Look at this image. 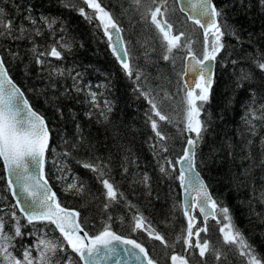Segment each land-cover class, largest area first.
<instances>
[{
  "label": "trees",
  "instance_id": "16d2710c",
  "mask_svg": "<svg viewBox=\"0 0 264 264\" xmlns=\"http://www.w3.org/2000/svg\"><path fill=\"white\" fill-rule=\"evenodd\" d=\"M97 2L122 29L133 69L131 77L119 65L102 24L84 1L0 0L5 22H12L11 35L0 29L3 33L0 34V56L9 76L51 130L44 176L57 200L79 213V222L89 235L110 223L118 235L142 243L157 264H171L174 254L184 256L189 264H248L249 257L240 254L238 244L224 242L220 228L226 222L218 210V219L206 223L196 215L194 231L206 229L199 232V240L209 242L210 250L204 257L194 247L196 232L191 238L193 247L184 242L188 225L180 204L176 161L189 135L184 131L182 98L185 92L181 78L187 49L179 47L171 54L166 52L161 34L148 14L149 6L153 10L156 7L151 0H140L139 4L134 0ZM213 2L224 10V21L236 30L239 39L232 35L222 38L225 48L216 57L210 98L201 116L208 121V131L197 147L195 165L214 200L220 207L229 209L233 224L254 249L256 259L264 264V197L261 196L264 192V70L258 67V63L264 62V3L261 0ZM165 6L164 18L173 25V34L183 32L181 45L190 41L192 50L202 58L198 51L205 46V37L200 27L187 20L175 0H166ZM80 8L91 19L81 15ZM21 26L25 29L23 33L19 31ZM211 38L209 35V43ZM64 43L70 47H63ZM53 46L61 52V58L46 54ZM40 53H45L40 56L43 64L36 62ZM166 54L168 60L163 59ZM56 68L62 69L64 75H53L52 70ZM243 74H248L249 79L242 80ZM74 83L81 89L79 92ZM90 92L97 94L99 108L91 102ZM142 92L155 97L161 114L169 120L160 121L153 115ZM165 93L169 98H165ZM105 100L112 107L107 121L100 115L106 111ZM250 109L258 118L252 119ZM149 116L157 120L158 130L167 137L161 143L169 150L165 157L175 165V171L169 168L168 175L159 170L160 164L165 163L159 148L151 147L155 132ZM246 120H252V124ZM73 144L77 146L73 148ZM66 151L71 155H62ZM84 162L106 166L105 175L99 177L97 172L84 168ZM144 173L150 177L148 186L142 183ZM104 178L123 196L109 201L101 182ZM73 180L83 183L82 194L65 190ZM13 211L19 218L21 236H14ZM137 211L164 237L167 246L150 237L144 229L133 231V216ZM0 217L5 221L4 231L14 237L13 250L17 257L43 233L64 246L63 251L51 253V257L56 256L62 264H67L70 258L77 264L78 256L52 224L28 223L19 212L2 161Z\"/></svg>",
  "mask_w": 264,
  "mask_h": 264
},
{
  "label": "snow or ice",
  "instance_id": "6c2138e0",
  "mask_svg": "<svg viewBox=\"0 0 264 264\" xmlns=\"http://www.w3.org/2000/svg\"><path fill=\"white\" fill-rule=\"evenodd\" d=\"M84 3L96 11L98 19L103 25L104 33L108 37L109 46L113 54L127 75L131 77L133 69L128 62V50L122 40V30L119 28L117 22L97 0H84ZM134 3L139 4L140 0H134ZM261 3H264V0H261ZM151 4H155L156 7L153 10L149 6L148 14L150 15L152 24L155 25L161 34V43L166 47V52L171 54L174 49L185 47L187 49V57L189 58V66L186 68L184 76H187L191 72L193 75L199 77V80L194 83V87L187 82L183 86L185 92L182 98L183 123L184 131L189 133V135L186 139L183 155L176 161V163L182 164L176 179L179 180L186 197L189 198L185 202V215L188 216L191 207L194 205L199 208L200 212L204 214L205 219H207L209 215H215L208 208V205L211 204V209L218 210L226 222L220 228V231L223 233L224 242L226 244H238L241 250L240 254L249 257L248 264H260V261L254 256V249H252L239 229L233 224L229 209L226 206L220 207L212 199L207 185L201 179L199 173L195 171L196 150L200 142H202L204 134L208 131L209 126L208 121L202 120L201 116L204 113V105L209 101L210 89L213 83L211 62L215 61L217 55L225 48L222 42V38L225 35H232L237 39H239V36L236 30L228 26L226 21H224V10L218 9L213 0H188V19L204 29L205 47L203 58L200 59L192 50L190 41L181 45V39L185 36L183 32L173 34V25L164 18L167 12L165 6L166 0H160L159 4H157V0H151ZM79 11L81 15H85L86 18L91 19L85 14L83 8H80ZM2 12L3 10L0 9V29L11 35L12 22L10 20L5 22ZM28 19L31 20V17ZM42 19L47 20V18L43 17ZM31 22L35 24L34 20H31ZM52 23H55V21L53 20ZM48 26L51 27V23ZM19 31L23 33L25 31L24 27L21 26ZM37 34H39L38 30ZM209 35L212 37L210 43ZM62 46L65 48L70 47L67 43H64ZM46 54L61 58V52L55 46ZM168 54L164 55L163 59L168 60ZM43 55L45 53H40L37 56L36 62L38 64H43V61L40 59V56ZM258 67L264 70V62L258 63ZM52 74L63 76L64 71L56 68L52 70ZM73 79L75 81L76 77H73ZM136 79H140L139 72L136 73ZM241 79H249L248 74H243ZM73 86L76 88V91L79 92L81 90L77 84L74 83ZM89 94L93 105L99 108L96 99L97 94L95 92H90ZM141 94L148 100L155 117H158L160 121L169 120L168 116L161 114L155 97H151L148 92H142ZM164 95L165 98H169L167 93ZM104 107L106 111H101L100 115L107 121V113H110L112 110L111 102L105 100ZM249 111L252 119L258 118L255 112L251 109ZM148 119L151 122V128L155 132V136L158 138L157 144L160 147V152L166 153L168 148L161 142L166 141L167 137L158 130L157 120L153 116H149ZM246 123L251 125L252 120H246ZM50 132L51 130L45 118L32 109L23 92L8 75L4 61L0 58V161L3 162V166L9 174L8 187L12 190V194L22 197V199L18 198L16 200V206H19L20 212L27 218L28 223L39 220L47 221L54 225L63 240L67 242V245L78 256L79 260L77 264H81V262L82 264H102V262L109 261L112 258H116V264H120L121 256L134 259L137 264H157V261L149 256L148 250L142 243L135 239L118 235L112 230L110 223H106L98 233L89 235L78 222L79 213L69 211L61 206L55 192L51 190L48 181L43 178L45 154L50 147ZM193 133L194 136L191 135ZM81 140H83L82 137ZM76 146V144L72 145L73 148ZM156 146L153 145L154 148ZM52 150L55 151L54 149ZM62 155L69 156L71 153L66 151ZM164 161L165 163L159 166L162 174L168 175L169 168L175 171V165L170 159L164 157ZM165 165H168V167ZM82 166L91 169L93 172H97L99 177L105 175L104 167L106 166L102 164L84 162ZM59 170L63 171V168ZM149 181L150 177L147 173H144L142 183L148 186ZM101 182L106 189V197L109 201H116L118 195L123 196V193H118V190L108 179L104 178ZM14 185L18 186L19 191H17ZM65 190L82 194L84 192V185L82 182L77 183L76 180H73L72 183L66 185ZM261 196L264 197V192L261 193ZM104 207L107 209L108 204H105ZM130 207L134 206L130 205ZM11 216L16 222L14 236H21V226L15 211L11 212ZM109 220H111V217H109ZM4 227L5 221L3 217H0V264H52L48 253L55 255L58 250L63 251L64 249L63 244L59 240L39 238L36 245L24 248L22 255L17 257L10 251V248L14 247L11 244L14 237L6 233ZM192 228L193 220L189 217L187 237L184 242L190 248L193 247L191 242V238L194 235ZM137 229H144L150 237L160 240L166 245L164 237L156 233L151 228V225L147 224L146 218L139 211L133 216V231ZM200 231H206V229L197 230L195 233L197 239L194 247L199 249V256L204 257L210 248L207 240H204L203 243L200 242ZM82 232L83 235H81ZM177 239L179 240L180 238L178 237ZM33 249L38 253L35 258L32 256ZM217 259H219V254H217ZM171 262L172 264H188V260L184 256L175 254L171 256ZM56 264H62V262H56ZM67 264H73L70 258Z\"/></svg>",
  "mask_w": 264,
  "mask_h": 264
},
{
  "label": "water",
  "instance_id": "95a60500",
  "mask_svg": "<svg viewBox=\"0 0 264 264\" xmlns=\"http://www.w3.org/2000/svg\"><path fill=\"white\" fill-rule=\"evenodd\" d=\"M176 1V4H177V6H178V9H179V11L182 13V14H184L185 15V17L188 19V16H189V11L187 10V6H188V0H175ZM182 9H184V10H182ZM160 18V17H159ZM188 21H190V22H192V23H194L192 20H190V19H188ZM195 24V23H194ZM119 26V25H118ZM199 26V25H198ZM200 27V26H199ZM120 28V27H119ZM121 29V28H120ZM200 29H201V32H202V35L204 36V29H202L201 27H200ZM121 36H122V32H121ZM122 40H123V37H122ZM123 42H124V40H123ZM125 45V44H124ZM110 50H111V52H112V49L110 48ZM113 53V52H112ZM115 56V55H114ZM0 58H1V56H0ZM115 58H116V56H115ZM128 59V58H127ZM117 60V59H116ZM118 61V60H117ZM128 62H129V60H128ZM118 63H119V65L120 66H122L121 64H120V62L118 61ZM211 64H212V79L214 80V74H215V61H212L211 62ZM5 66V65H4ZM189 66V58L186 56V59H185V61H184V70H183V75H182V80H183V82L185 83V82H187L188 84H190V85H192L193 87H194V83L196 82V81H198L199 80V77L198 76H195V75H193L191 72H189V74L187 75V76H184V73H185V71H186V68ZM6 68V67H5ZM7 70V69H6ZM7 73H8V71H7ZM9 75V74H8ZM11 78V77H10ZM12 79V78H11ZM13 81V80H12ZM14 82V81H13ZM15 83V82H14ZM16 84V83H15ZM17 85V84H16ZM17 87L21 90V88L17 85ZM22 91V90H21ZM23 92V91H22ZM23 94H24V92H23ZM24 97L26 98V96H25V94H24ZM27 99V98H26ZM28 103H29V101H28ZM30 104V103H29ZM31 105V104H30ZM32 107V106H31ZM32 109L35 111V112H37L33 107H32ZM38 113V112H37ZM39 114V113H38ZM41 115V114H40ZM185 147H186V144H185ZM184 147V148H185ZM183 155V152H182V154L180 155V157ZM45 156H46V154H45ZM179 159V158H178ZM177 159V160H178ZM3 163V162H2ZM176 165H177V168H178V170L180 171V168L182 167V164L181 163H176ZM4 171H5V176H6V180H7V183H8V180H9V174H8V172L6 171V169L4 168ZM195 171L196 172H198L199 173V175H200V177H201V179L204 181V183L207 185V183H206V181L204 180V178L202 177V175L200 174V172L197 170V168H196V165H195ZM43 178L44 179H46L45 178V176H44V165H43ZM14 179V178H13ZM47 180V179H46ZM48 181V180H47ZM48 184L50 185V183L48 182ZM14 187H16V189H17V191H19V189H18V186H15L14 185ZM50 187H51V185H50ZM207 189H208V192L211 194V192H210V189H209V187H208V185H207ZM51 190L54 192V190H53V188L51 187ZM10 191H11V195H12V197H13V200L15 201V203H16V200L18 199V198H21L22 199V197H18V196H14L13 194H12V190L10 189ZM180 204H181V209H182V213H183V215L185 216V218H186V221H187V225H188V223H189V217H191L192 218V220H193V226L196 224V219H195V212L199 215V217H200V219H201V221L202 222H205V221H207L208 219H214V220H217V215H216V213H217V210H215V209H211V204H209L208 205V208L212 211V212H214V216L213 215H209L208 217H207V219H205V216H204V214H202L201 212H200V210H199V208L198 207H195L194 205L191 207V210L189 211V213H188V216H186L185 215V212H184V210H185V207H186V200L187 199H189V198H187L186 197V194H185V191H184V189L181 187V185H180ZM211 197H212V199L214 200V198H213V196H212V194H211ZM62 206V205H61ZM62 207H64V206H62ZM17 208H18V210H19V206H17ZM65 209H67V210H69V211H73V212H76L74 209H71V208H67V207H64ZM19 212H20V210H19ZM21 213V212H20ZM22 215H23V213H21ZM24 216V215H23ZM25 217V216H24ZM26 218V217H25ZM27 219V218H26ZM78 219V222H79V217L77 218ZM33 222H39V220H37V221H33ZM80 223V222H79ZM81 225V224H80ZM54 226V225H53ZM82 227V226H81ZM54 228H55V226H54ZM57 230V229H56ZM84 230V229H83ZM58 231V230H57ZM59 232V231H58ZM81 235H83V232L81 233ZM82 263V262H81ZM102 264H116V258H112V259H110L109 261H106V262H102ZM120 264H137V262L134 260V259H128V258H125V257H123V256H121L120 257Z\"/></svg>",
  "mask_w": 264,
  "mask_h": 264
},
{
  "label": "rangeland",
  "instance_id": "374dc122",
  "mask_svg": "<svg viewBox=\"0 0 264 264\" xmlns=\"http://www.w3.org/2000/svg\"><path fill=\"white\" fill-rule=\"evenodd\" d=\"M90 11H91V13H92V15L93 16H95L97 19H98V16H97V13H96V11L94 10V9H91L90 8ZM150 16V15H149ZM98 21L100 22V20L98 19ZM101 23V22H100ZM103 26V25H102ZM138 39H140V38H138ZM202 45V44H201ZM198 46V45H197ZM205 47V46H204ZM204 47H202V48H198L199 49V55H201V57L203 58V51H204ZM198 58H199V56H197ZM182 75H183V73H182ZM182 78V77H181ZM182 82H183V80H182ZM162 89V88H161ZM171 121H174V118L172 119L171 118ZM158 129H159V126H158ZM155 134V133H154ZM194 134V133H193ZM152 140V144H151V147H153V145L157 142V137L156 136H153V139H151ZM186 141V140H185ZM157 145V144H156ZM159 148L158 150L160 151V147L157 145L156 146V148ZM169 151V150H168ZM156 152V154H157V151H155ZM167 153V152H166ZM166 153H162V158H164L165 156H166ZM179 158V157H178ZM11 192V191H10ZM12 196V195H11ZM13 198V197H12ZM224 225H222V227H223ZM195 230V229H194ZM193 230V231H194ZM39 238H45V239H49L48 237H47V235H45V234H43V233H39L38 235H37V237L35 238V241L33 242V244L31 245V246H34V245H36L37 244V242H38V239ZM11 244L13 245V239H12V241H11ZM10 251H12L13 252V254H14V250H13V247L12 248H10ZM23 252V251H22ZM15 255V254H14ZM37 255H38V253H37V251L35 250V249H33V251H32V256L35 258V257H37ZM16 256V255H15ZM48 256L49 257H51V253H48ZM55 259V260H54ZM58 259L56 258V256H55V258H53V257H51V261H52V264H56V262H58L57 261ZM172 264V263H171Z\"/></svg>",
  "mask_w": 264,
  "mask_h": 264
},
{
  "label": "flooded vegetation",
  "instance_id": "af4514ba",
  "mask_svg": "<svg viewBox=\"0 0 264 264\" xmlns=\"http://www.w3.org/2000/svg\"><path fill=\"white\" fill-rule=\"evenodd\" d=\"M197 217H199V216H197ZM195 218H196V215H195ZM207 221H209V220H207ZM207 221H205V222H203V223H206ZM196 224H197V219H196ZM196 224H195V227L197 226ZM195 227H193L192 230H194ZM195 230H196V229H195ZM195 232H196V231H194L193 233H195Z\"/></svg>",
  "mask_w": 264,
  "mask_h": 264
},
{
  "label": "bare ground",
  "instance_id": "6f19581e",
  "mask_svg": "<svg viewBox=\"0 0 264 264\" xmlns=\"http://www.w3.org/2000/svg\"><path fill=\"white\" fill-rule=\"evenodd\" d=\"M213 84V83H212Z\"/></svg>",
  "mask_w": 264,
  "mask_h": 264
}]
</instances>
